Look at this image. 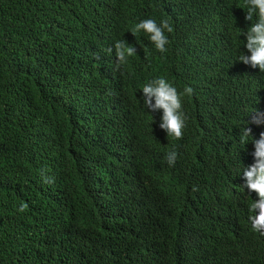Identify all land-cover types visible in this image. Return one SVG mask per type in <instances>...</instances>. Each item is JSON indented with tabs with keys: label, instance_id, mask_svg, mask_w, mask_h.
Segmentation results:
<instances>
[{
	"label": "trees",
	"instance_id": "obj_1",
	"mask_svg": "<svg viewBox=\"0 0 264 264\" xmlns=\"http://www.w3.org/2000/svg\"><path fill=\"white\" fill-rule=\"evenodd\" d=\"M243 3L0 0V264H125L141 243L163 241L167 264H264L263 241L216 236L235 224L236 181L252 160L240 128L264 99V78L234 66ZM165 18L166 53L131 32ZM121 39L137 54L117 69L107 49ZM158 77L194 89L181 140L141 99ZM131 145L143 179L128 195L109 167Z\"/></svg>",
	"mask_w": 264,
	"mask_h": 264
},
{
	"label": "clouds",
	"instance_id": "obj_2",
	"mask_svg": "<svg viewBox=\"0 0 264 264\" xmlns=\"http://www.w3.org/2000/svg\"><path fill=\"white\" fill-rule=\"evenodd\" d=\"M243 6L247 9V15H243L242 36L238 38L234 48V66L238 69L244 66L255 75L264 78V0H244ZM131 32L134 36L140 32L147 34L156 50L166 53L167 46L170 44L166 33L173 32V25L167 18L162 19L159 23L155 19H144L135 24ZM113 48L117 69L125 65L130 57L137 54L136 48L124 39L115 41L107 51L112 53ZM256 83L262 84L260 93L264 95V81ZM139 92L146 109L151 112L162 111L161 114H155L157 118L161 117V122L159 126L157 125L158 129L168 137L181 140L188 120L183 111V98L192 96L194 89L185 86L183 91H178L166 78L158 77L149 82L145 81ZM259 103L260 101L257 100L250 112L252 115L249 123L251 124L246 123L240 128V143L245 145L249 140L252 141L248 154L252 160L245 165L241 171L240 179L236 181L235 193L241 200L234 207L235 224L220 228L216 236L227 235L223 237L224 240H227L230 234L247 232V235L254 241H263L264 248V99L260 109L254 111ZM134 149L131 145L130 154L113 159L109 167V173L122 174L120 190L128 195L133 194L132 187L142 185L143 179L141 168L136 161L137 151L134 152ZM177 159L178 152L175 149L166 153L165 160L169 166H174ZM41 175L45 183L54 182L53 178L44 175L43 170ZM241 202H244V208L240 206ZM126 204L130 209L129 204L127 202ZM27 207L26 203H22L18 211L24 212ZM115 213H124L125 215L127 210L120 205L115 208ZM184 222L190 231L198 230L193 225V220L184 219ZM166 239L170 242L168 238ZM168 246L166 241L161 242L160 245L152 243L147 247L143 242L140 244L141 248L133 249L129 253L127 261L124 262L125 264H167Z\"/></svg>",
	"mask_w": 264,
	"mask_h": 264
}]
</instances>
